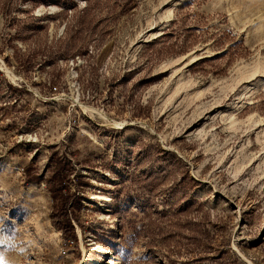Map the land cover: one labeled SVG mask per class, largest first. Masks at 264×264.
<instances>
[{
  "label": "rangeland",
  "instance_id": "rangeland-1",
  "mask_svg": "<svg viewBox=\"0 0 264 264\" xmlns=\"http://www.w3.org/2000/svg\"><path fill=\"white\" fill-rule=\"evenodd\" d=\"M175 1L0 0V264H264V0Z\"/></svg>",
  "mask_w": 264,
  "mask_h": 264
},
{
  "label": "trees",
  "instance_id": "trees-1",
  "mask_svg": "<svg viewBox=\"0 0 264 264\" xmlns=\"http://www.w3.org/2000/svg\"><path fill=\"white\" fill-rule=\"evenodd\" d=\"M159 38L163 39L164 36L162 35ZM65 169L66 168H63V170L60 169L54 172L52 179L48 181V184L53 191V197L57 209L51 213V219L55 227L62 230L63 235L66 238H71L73 240H76L75 228L74 225L72 224V219L76 220V222L79 224L80 221L74 218L75 216L74 213L72 214V216H69L67 210V206L72 200V195L69 190H65L67 186L64 181H66L68 177V175L66 176L62 175ZM65 172L66 174H68V170H66ZM28 180H33V178L29 177Z\"/></svg>",
  "mask_w": 264,
  "mask_h": 264
},
{
  "label": "bare ground",
  "instance_id": "bare-ground-1",
  "mask_svg": "<svg viewBox=\"0 0 264 264\" xmlns=\"http://www.w3.org/2000/svg\"><path fill=\"white\" fill-rule=\"evenodd\" d=\"M182 3H183V1L182 0H176L175 2H174V7H178V6H180V5H182ZM173 8V7H172ZM170 12H172V10H170ZM171 14V13H170ZM158 32H156L155 34H157ZM159 35V34H158ZM141 37V36H140ZM140 40H144V39H139V41ZM186 56V55H185ZM190 57V56H189ZM198 58L196 57V56H194V55H192L190 58H189V62L191 63V62H194V61H196ZM2 62V61H1ZM2 67H3V69H5V73H6V70L8 71L9 69H8V67L5 65V64H0ZM188 65V64H187ZM0 66V67H1ZM10 71V70H9ZM8 73H11V72H8ZM12 74V73H11ZM10 75V74H9ZM13 75V74H12ZM13 76H15V75H13ZM8 77H11V76H8ZM16 77V76H15ZM15 77H11L12 79L13 78H15ZM15 80V79H14ZM93 108V107H92ZM85 109V108H84ZM87 110V109H86ZM91 111V110H90ZM93 111V110H92ZM114 123V122H113ZM121 125H123V127H125L126 125H127V123L125 122V123H120ZM121 127V126H120ZM102 196L103 195H99V197H101L102 198Z\"/></svg>",
  "mask_w": 264,
  "mask_h": 264
}]
</instances>
